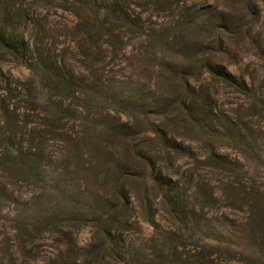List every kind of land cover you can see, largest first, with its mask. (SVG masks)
Returning <instances> with one entry per match:
<instances>
[{
  "label": "rangeland",
  "instance_id": "374dc122",
  "mask_svg": "<svg viewBox=\"0 0 264 264\" xmlns=\"http://www.w3.org/2000/svg\"><path fill=\"white\" fill-rule=\"evenodd\" d=\"M0 264H264V0H0Z\"/></svg>",
  "mask_w": 264,
  "mask_h": 264
},
{
  "label": "trees",
  "instance_id": "16d2710c",
  "mask_svg": "<svg viewBox=\"0 0 264 264\" xmlns=\"http://www.w3.org/2000/svg\"><path fill=\"white\" fill-rule=\"evenodd\" d=\"M15 48L13 49H21V47H16L14 46ZM207 71L208 73L212 74L214 78H216L217 80H224V79H227L229 78V76L227 77V75L225 76V74L221 73V72H215L214 70H211L210 68H207ZM123 178H126L123 176ZM156 183H157V180H156Z\"/></svg>",
  "mask_w": 264,
  "mask_h": 264
}]
</instances>
